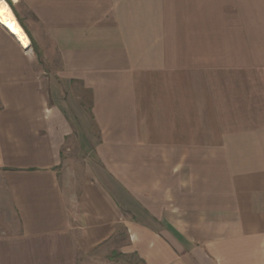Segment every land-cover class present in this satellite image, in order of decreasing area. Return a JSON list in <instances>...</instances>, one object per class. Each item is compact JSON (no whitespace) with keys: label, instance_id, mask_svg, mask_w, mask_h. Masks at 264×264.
Here are the masks:
<instances>
[{"label":"crops","instance_id":"crops-1","mask_svg":"<svg viewBox=\"0 0 264 264\" xmlns=\"http://www.w3.org/2000/svg\"><path fill=\"white\" fill-rule=\"evenodd\" d=\"M11 1L31 46L0 26V264H98L115 240L264 264V0ZM74 83L90 109L69 114Z\"/></svg>","mask_w":264,"mask_h":264},{"label":"rangeland","instance_id":"rangeland-1","mask_svg":"<svg viewBox=\"0 0 264 264\" xmlns=\"http://www.w3.org/2000/svg\"><path fill=\"white\" fill-rule=\"evenodd\" d=\"M8 3L12 7V1L7 0ZM35 51V61L37 62V67L39 69V72L42 75H45L47 78H54L56 74L59 71V59L58 56L52 52L49 47L46 48H40L34 44L33 47ZM47 81V80H46ZM49 80L46 82L48 83ZM47 89H49V86H46ZM76 101H78V105L83 106L84 109H90V99L89 95L87 94L84 89L77 85V84H68L65 86V92L63 97V105L68 110L69 114H71L74 108V104H76ZM71 150V159L76 163V165H80L83 167V165H86V162L88 160V157L90 155V152H87L85 149V145H69ZM121 236H119V241L121 240ZM118 241H113L110 243V246L104 249H100L95 252V256L100 258L102 262L98 264H102L105 261H108L109 258H113L115 262L120 261L121 264H141L135 257L128 256L126 258L119 257L118 252ZM105 264H110L109 262H106Z\"/></svg>","mask_w":264,"mask_h":264},{"label":"bare ground","instance_id":"bare-ground-1","mask_svg":"<svg viewBox=\"0 0 264 264\" xmlns=\"http://www.w3.org/2000/svg\"><path fill=\"white\" fill-rule=\"evenodd\" d=\"M0 26L6 29L24 49H30L31 41L14 15L7 0H0Z\"/></svg>","mask_w":264,"mask_h":264},{"label":"trees","instance_id":"trees-1","mask_svg":"<svg viewBox=\"0 0 264 264\" xmlns=\"http://www.w3.org/2000/svg\"><path fill=\"white\" fill-rule=\"evenodd\" d=\"M32 47H34V42L32 41Z\"/></svg>","mask_w":264,"mask_h":264},{"label":"snow or ice","instance_id":"snow-or-ice-1","mask_svg":"<svg viewBox=\"0 0 264 264\" xmlns=\"http://www.w3.org/2000/svg\"><path fill=\"white\" fill-rule=\"evenodd\" d=\"M9 27H10V25H9Z\"/></svg>","mask_w":264,"mask_h":264}]
</instances>
